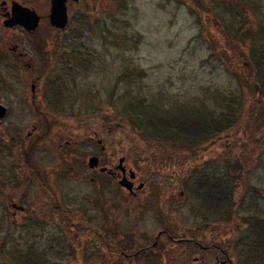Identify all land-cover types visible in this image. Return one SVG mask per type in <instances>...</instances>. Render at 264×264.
Here are the masks:
<instances>
[{
  "label": "flooded vegetation",
  "instance_id": "af4514ba",
  "mask_svg": "<svg viewBox=\"0 0 264 264\" xmlns=\"http://www.w3.org/2000/svg\"><path fill=\"white\" fill-rule=\"evenodd\" d=\"M23 9L39 18L34 31L26 30ZM14 10L24 17L8 27ZM50 10V0H0V105L6 111L0 120V213L7 221L0 228V264L49 263L57 248L69 250L73 234L83 237L82 247L97 264L100 256L106 259L102 251L113 254V263L172 244L202 252L184 253L190 260L183 264H229L228 254L205 244L212 236L205 224L203 232L183 229L191 236L182 238L161 227L153 239L140 244L137 234L149 218L163 226L168 203L171 207L176 202L181 212L205 186L211 185L210 197L214 194L212 165H199L198 174L185 184L179 158L177 163L169 158L153 163L147 148L117 131L120 124L91 127L86 117H76L77 108L85 109L87 95L76 79L86 75L88 61L85 53L72 50L70 37L41 35L40 28L62 32L50 26ZM116 85L113 93L119 102ZM148 102L134 100L132 114L138 105L153 108L146 107ZM126 142L130 146L122 151ZM90 160H95L93 166ZM153 197L165 205L161 214L152 205ZM121 211L127 220L121 219ZM208 212L203 215L212 220L215 211ZM125 231L136 236L137 246L132 241L126 247L120 244L116 236Z\"/></svg>",
  "mask_w": 264,
  "mask_h": 264
},
{
  "label": "rangeland",
  "instance_id": "374dc122",
  "mask_svg": "<svg viewBox=\"0 0 264 264\" xmlns=\"http://www.w3.org/2000/svg\"><path fill=\"white\" fill-rule=\"evenodd\" d=\"M229 1L230 12H225L223 8L226 7L219 6L220 2L206 12L198 9L194 0V3L192 0H80L69 6V22L64 31L53 33L40 28V33L70 37L72 50L86 54V75L82 80L76 79L85 85L81 89L87 90L83 100L85 109L77 108L76 117H86L91 127L100 126L102 122L111 126L120 124L121 131H117L125 132L130 142L135 140L142 148H147L153 163L167 158L173 159L171 163H177L179 158L185 184L198 174L199 165L211 164V182L232 193L235 213L228 215L229 218L222 214L224 218L219 222H216V212L212 220L207 216L209 209L200 206L196 197L190 204L186 203L181 212L175 208L176 202L171 207L168 203L163 226H157L156 221L149 218L137 234L142 239L140 244L153 239L161 227H170L173 237L182 238L191 236L185 235L183 229L191 232L201 228L202 231L205 224V232L212 233L205 244H213L218 251L228 254L233 264H264L260 239L245 222L248 216L264 213V140L249 142L247 135L243 134L248 125L246 121H239L237 126L223 131L218 138L211 137L202 144L186 148L161 141L137 128L131 122L135 116L129 107L134 100L142 99L149 101L146 107H153L144 108L146 113L157 110L177 113L185 108L215 113L217 105L222 104L220 97L241 95L242 86L237 75L248 74L249 61L246 47L234 41L232 36L244 16L253 33L260 26L255 42L260 43L263 52L264 0ZM236 3L240 4V14L234 10ZM220 16L223 25L215 19ZM200 20L202 25H199ZM129 73L133 75L131 82L122 81L120 77ZM115 81L119 102L113 93ZM2 97L0 92V101ZM244 103L248 105L245 118L249 109L256 106L264 113V95L247 99ZM129 146L130 143L126 142L122 151ZM206 188L212 192L211 185ZM152 199L157 214H161L159 209L165 205L158 197ZM206 199L215 206L218 198L212 195ZM122 216L121 219L127 220L126 215ZM6 225L7 221L0 213V228ZM128 232L116 236L125 247L129 241L135 242L136 236L132 233L130 236ZM82 238L73 234L69 250L57 248L56 258L46 264H92L94 259L89 258L92 252L89 255L90 251L82 247ZM187 246H160V252L141 253L130 261L120 257L113 263L110 262L113 254L102 251L100 255L105 254L106 259L100 256L98 264H183L190 260L184 257V253H199ZM199 254L203 255L202 252ZM210 260L213 262V257Z\"/></svg>",
  "mask_w": 264,
  "mask_h": 264
},
{
  "label": "trees",
  "instance_id": "16d2710c",
  "mask_svg": "<svg viewBox=\"0 0 264 264\" xmlns=\"http://www.w3.org/2000/svg\"><path fill=\"white\" fill-rule=\"evenodd\" d=\"M194 2L192 0V3H194L198 9H202L206 12L209 10L210 6L213 7V4L217 5L219 2V6L226 7L223 8L225 12H230L232 9L229 8L231 4L229 0H194ZM239 6L240 4L236 3L234 8V10H238L236 11L238 14H240ZM215 19L218 24L223 23L221 16ZM248 23L249 20L242 16L241 24L232 36L234 41L246 47L249 61L248 74L237 75L239 84L242 86L240 91L241 95L239 97L236 95H233L232 98L220 97L219 99L222 101V104L217 105L218 109L215 113L203 111L202 109L190 111L186 108L183 109L182 112L179 110L177 113L173 110L169 112L151 111L146 113L143 111L144 108L138 105L135 108V118L131 119V122L136 124L137 128L149 132L152 137L186 148L202 144L211 137L218 138L223 131L237 126L239 121H246L248 125L243 134L247 135L246 138L249 142L264 140V113L260 112L259 106L249 109L247 118H245L248 105H245L244 101L264 95V47L262 52L260 43L255 42L258 39L260 26L259 30L253 33L247 26ZM199 25H202L201 20L199 21ZM120 78L122 81L131 82L133 75L130 73L124 74ZM129 107L130 110L134 109V105H130ZM201 192L203 193L201 194ZM213 195L218 198L215 201V206H212L209 200L206 199L207 197L210 198L208 188L201 189L200 193L196 196L200 206L212 209L216 212V222L224 218L221 217L222 214H226L227 217L228 215H234L235 210L233 209L231 192L228 190L223 191L221 187L217 185L214 188ZM245 222L254 233H256L257 239H260V248H264V213H260V216L259 213L248 216ZM212 247L210 249H212ZM158 248H160V246H158L156 250Z\"/></svg>",
  "mask_w": 264,
  "mask_h": 264
},
{
  "label": "water",
  "instance_id": "95a60500",
  "mask_svg": "<svg viewBox=\"0 0 264 264\" xmlns=\"http://www.w3.org/2000/svg\"><path fill=\"white\" fill-rule=\"evenodd\" d=\"M51 1V10L49 14V24L52 28L63 31L68 24V13H67V3L69 1L75 3L79 0H50ZM21 9V8H20ZM24 10V9H23ZM24 13L27 14V25L25 26L27 31H34L38 26L39 18L36 16L34 12L24 10ZM24 17V15L18 11L14 10L13 13V23L7 25L11 27L15 24H20V19ZM6 26V27H7ZM6 114L5 108L0 105V120L4 118ZM95 160H90L89 166H93ZM124 184V182H121ZM225 264V263H221ZM229 264H232L229 262Z\"/></svg>",
  "mask_w": 264,
  "mask_h": 264
}]
</instances>
